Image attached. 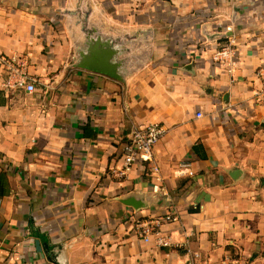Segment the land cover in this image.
<instances>
[{
	"label": "crops",
	"instance_id": "obj_1",
	"mask_svg": "<svg viewBox=\"0 0 264 264\" xmlns=\"http://www.w3.org/2000/svg\"><path fill=\"white\" fill-rule=\"evenodd\" d=\"M87 30L120 48L122 80L74 65ZM230 44L232 73L212 60ZM154 122L163 183L147 164L118 176L133 127ZM193 254L264 264V0H0V264Z\"/></svg>",
	"mask_w": 264,
	"mask_h": 264
},
{
	"label": "built area",
	"instance_id": "obj_2",
	"mask_svg": "<svg viewBox=\"0 0 264 264\" xmlns=\"http://www.w3.org/2000/svg\"><path fill=\"white\" fill-rule=\"evenodd\" d=\"M236 54V49L230 44L229 46L217 50L213 54L212 60L215 64L227 70V72L232 73L236 67ZM1 63L9 76V82L12 81V84L14 85L13 87L23 88L28 93L35 92L36 80L28 74L25 61L17 58H2ZM166 133V128L158 122L143 126H134L129 141L124 147L121 159L123 163L122 169L117 175L120 177H126L136 164H147L149 165L156 181L158 183H163L159 166L155 161L154 150ZM164 220L167 222H176L178 219L175 216L167 215ZM159 221L160 220H158L156 224L157 226L159 225ZM139 233L145 238V241L148 242L150 240V235L153 234L151 225L148 222H142L139 225ZM155 234L157 236V245L161 247H167L170 245L168 237L161 236L159 232ZM196 258H199V254H193L191 256L192 264L193 260Z\"/></svg>",
	"mask_w": 264,
	"mask_h": 264
},
{
	"label": "water",
	"instance_id": "obj_3",
	"mask_svg": "<svg viewBox=\"0 0 264 264\" xmlns=\"http://www.w3.org/2000/svg\"><path fill=\"white\" fill-rule=\"evenodd\" d=\"M121 50L112 39L103 38L97 32L87 30V40L78 55L74 58V65L78 68L88 69L107 75L116 80H122L121 69L123 62L118 59ZM124 204L133 208H140V204L130 198Z\"/></svg>",
	"mask_w": 264,
	"mask_h": 264
}]
</instances>
